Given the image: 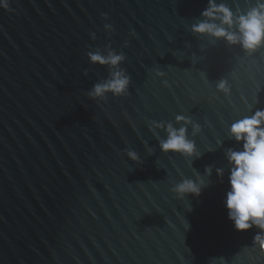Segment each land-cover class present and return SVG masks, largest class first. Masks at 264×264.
<instances>
[{
    "label": "water",
    "instance_id": "1",
    "mask_svg": "<svg viewBox=\"0 0 264 264\" xmlns=\"http://www.w3.org/2000/svg\"><path fill=\"white\" fill-rule=\"evenodd\" d=\"M206 3L9 0L0 8V264H264L257 230L236 231L223 204L224 152L239 147L227 128L248 105L264 107V48L249 56L194 37L187 26ZM109 44L125 54L131 84L126 96L93 100L87 92L108 69L86 52ZM220 78L228 96L215 90ZM177 115L201 126L194 137L188 126L199 158L161 152L149 131L151 121L180 127ZM209 165L199 196L171 191Z\"/></svg>",
    "mask_w": 264,
    "mask_h": 264
},
{
    "label": "clouds",
    "instance_id": "2",
    "mask_svg": "<svg viewBox=\"0 0 264 264\" xmlns=\"http://www.w3.org/2000/svg\"><path fill=\"white\" fill-rule=\"evenodd\" d=\"M0 8L9 10V0H0ZM101 18L107 20L108 16L102 13ZM103 29L106 32L114 31L109 23L103 24ZM187 31L197 38L204 37L210 42L222 41L229 47H239L251 56L264 48V0H244L243 7L238 3L230 5L224 0H207L199 17L187 26ZM89 35L92 40L96 39L95 33ZM105 49L86 52L90 64L108 69L107 78L94 83L87 92L93 100H105L109 93L113 98L126 96L131 84V77L120 67L126 59L125 54L112 49L110 44ZM84 74L87 75V72ZM163 75L162 71L155 70L156 77ZM200 75L207 81L206 73ZM215 90L228 96L231 92L228 80H217ZM175 124L180 127H175L172 122H150L149 131L158 140L160 151L178 154L189 161L193 157L199 158L201 153L197 151L194 139L189 138L188 126L192 128L193 137L200 132L201 126L184 115H177ZM157 130L164 132L163 138H160ZM227 135L239 146L230 147L224 152L228 165V190L223 201L227 218L236 231L255 228L257 231L252 244L264 251V107L248 105L247 114L228 125ZM126 155L134 162L139 161L134 151H126ZM212 172V166H206L203 176L196 174L195 179L183 178L174 184L171 191L179 198L199 196L207 186L204 177H210ZM215 172L222 182L224 169L216 168Z\"/></svg>",
    "mask_w": 264,
    "mask_h": 264
}]
</instances>
